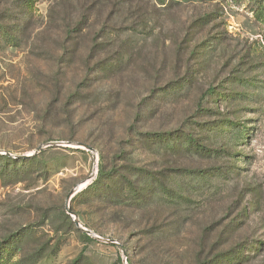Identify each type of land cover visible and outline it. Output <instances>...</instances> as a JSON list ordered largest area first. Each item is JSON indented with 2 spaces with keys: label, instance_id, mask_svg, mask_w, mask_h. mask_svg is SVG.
I'll list each match as a JSON object with an SVG mask.
<instances>
[{
  "label": "rangeland",
  "instance_id": "374dc122",
  "mask_svg": "<svg viewBox=\"0 0 264 264\" xmlns=\"http://www.w3.org/2000/svg\"><path fill=\"white\" fill-rule=\"evenodd\" d=\"M18 1L0 0V153L17 158L0 170L7 264H199L230 249L243 255L235 264H264V23L253 1ZM225 120L250 137L236 141ZM174 131L171 148L150 140ZM189 135L209 151L186 147ZM99 162L161 180L152 193L138 180L142 199L84 192ZM71 191L70 209L100 238L67 213Z\"/></svg>",
  "mask_w": 264,
  "mask_h": 264
},
{
  "label": "trees",
  "instance_id": "16d2710c",
  "mask_svg": "<svg viewBox=\"0 0 264 264\" xmlns=\"http://www.w3.org/2000/svg\"><path fill=\"white\" fill-rule=\"evenodd\" d=\"M36 0H19L18 3L20 4V7L22 8L23 11L27 10H32L34 2ZM254 3V12L256 14L257 19H259L261 22L264 23V0H252ZM21 11V9H20ZM0 40H6V31H4L2 29V26L0 25ZM244 81V80H242ZM181 85V84H180ZM251 86L253 88L257 87V84H251ZM245 93H235L236 96H254V94H248V95H244ZM226 122L230 123V124H235L237 127H229L226 129H221V130H228V129H234L235 130V140L240 141V140H246L250 137V131L248 129L247 126L241 124V123H237V122H232L229 120H225ZM220 125V124H218ZM221 126V125H220ZM218 127V126H217ZM252 128V127H249ZM170 136V137H167ZM181 135L178 134L177 131L174 132H169V133H151L150 134V140H154L157 143H160L162 145H164L166 148H171L173 146V140L176 138H180ZM185 142L187 143L186 147H196L198 150L199 148L202 149L204 152L209 151L208 149L201 147L198 144L197 139H195L193 136L189 135L185 138ZM41 153H43V151H39L37 154L33 155L32 157L29 158L30 159H34L35 157L39 156ZM242 157H247V156H242ZM241 157V158H242ZM240 158V159H241ZM239 159V160H240ZM20 161H24V159H21ZM10 162H17V158H11L10 156H8L7 154H1L0 153V170H1V174L5 173V170L7 168V165L10 164ZM43 163V161H42ZM126 172H131L132 174H135L136 178L132 179L131 177H129L127 174L125 173H121L119 171H117L115 168L112 169H108L106 164L104 162H99L98 164V174L96 176V178L87 185L86 189L84 192H90L92 194H96L98 196H103V197H108L110 195L112 196H116L117 198H119L120 200H133V199H142V197H138L137 195L142 194V192L145 190L142 188H139L137 185L138 180H144L147 182L148 188L146 189L147 192L152 193V189L154 188L153 184L156 182H159L161 180L160 171H150L148 169L145 168H132L129 171ZM142 181V182H144ZM151 186V187H150ZM164 189V192L166 193L165 195L167 196H174V192L168 189ZM70 216V215H69ZM68 216V217H69ZM245 216H247V214H245ZM70 218V217H69ZM80 224L81 221L79 220ZM82 225L86 228L87 225L83 224ZM83 235L86 236L88 239L93 240L90 235L86 234L85 232H83ZM258 244H260L261 246L264 245V241H256ZM252 246L254 247L255 245L253 244L254 242H251ZM3 244H0V264H7L8 260H4L3 257V250H5V247H1ZM257 250L260 249V247H255ZM2 255V256H1ZM210 256V255H208ZM208 256L206 258V260H203L200 262V258H198L199 260V264H209V263H214V264H222L224 262H228L231 264H235V261L237 259H240L243 255L241 253V251L236 250V249H230L228 252L222 253V254H217L214 257H212L213 259L207 260ZM129 264H131V262L128 259ZM209 262V263H207Z\"/></svg>",
  "mask_w": 264,
  "mask_h": 264
},
{
  "label": "water",
  "instance_id": "95a60500",
  "mask_svg": "<svg viewBox=\"0 0 264 264\" xmlns=\"http://www.w3.org/2000/svg\"><path fill=\"white\" fill-rule=\"evenodd\" d=\"M77 146H78V147L84 146L85 148H87V149H89V150H91V151H94V149H93L91 146H89L88 144L77 143ZM43 147H44L43 144L39 145V146L37 147V149H36V152H39ZM36 152H35V153H36ZM9 154H10V153H9ZM29 156H30V155H29ZM24 157H26V156H24ZM74 192H75V191H71V192L68 194L67 198H66V204H65L66 211H67L68 214H70V215L73 217V220H74L76 226H78V227L81 228L83 231L87 232L88 234H92L93 232H92L91 230H89V229L86 228V227H83V226L80 224L79 219H78V216H77L75 213H73L72 210L70 209V205H69V203H70V200H71L72 195L74 194ZM93 234H94V233H93ZM94 235H95L97 238H100V236H98V235H96V234H94ZM110 241H111L112 243H114V244L119 245V244H118L116 241H114L113 239H110ZM119 246H120V245H119ZM120 247H121V246H120ZM121 248H122V247H121ZM122 250L124 251L123 248H122ZM125 264H128L127 261H125Z\"/></svg>",
  "mask_w": 264,
  "mask_h": 264
}]
</instances>
